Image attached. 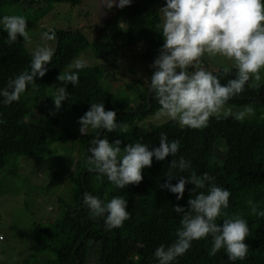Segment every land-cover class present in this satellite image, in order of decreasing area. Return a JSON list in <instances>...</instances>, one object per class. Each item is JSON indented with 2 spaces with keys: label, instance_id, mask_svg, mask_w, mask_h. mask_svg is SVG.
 Wrapping results in <instances>:
<instances>
[{
  "label": "trees",
  "instance_id": "1",
  "mask_svg": "<svg viewBox=\"0 0 264 264\" xmlns=\"http://www.w3.org/2000/svg\"><path fill=\"white\" fill-rule=\"evenodd\" d=\"M38 1L42 6L55 2L72 6L82 3V0H0V18L11 7L34 8ZM101 6L108 18L95 34L81 28L51 29L56 34L55 53L47 65L46 75L36 77L38 84L30 88L32 93L26 91L18 102L10 105H5L0 96V168L23 156L50 155L55 142L79 144L74 170L68 174L71 191L67 197L58 198L61 214L50 224L40 225L32 232L34 250L43 256L33 264H158L155 249L160 245H171L180 228L181 214L173 208L179 205L187 210L190 196L194 198L201 191L207 194L210 183L230 191L229 207L225 210L229 216H240L247 221L250 229L245 241L249 245L247 257L242 261H231L224 249L209 256L212 247L209 236L193 241L190 250L172 264H264V216L253 214L248 204L251 200L258 205V213L264 212V80L260 81L259 87L250 80L244 92L228 101L226 107L233 112L246 106L254 108L255 114L243 122L231 117L218 121L213 117L208 127L190 129L181 128L170 119L162 123L147 121L160 111L156 95L150 88L154 71L150 66L164 43L162 30L157 27L162 22L157 0H132L130 6L120 10L115 6L111 9ZM27 21L28 29H32L38 19L30 17ZM117 47L125 49L127 54L135 53L134 59L138 58L142 66L139 70L148 76L147 79L135 74L132 80L118 83L120 72L134 73L135 67L140 65H136L137 61L128 63L123 72L121 68L111 69L100 63L97 66L88 64L81 70L69 68L86 50L95 51L96 56L103 58L110 51L116 52ZM141 47L143 50L138 53L137 49ZM31 59L32 53L23 37L18 36L16 42L9 43L7 32L0 25V90L7 86L10 78L30 70ZM202 64L214 74L224 68H213L204 58ZM74 71H78L79 83L75 86L67 84L68 99L53 114H45L48 124L41 125L38 120L30 119V116L41 114V103L47 100V90L61 72ZM234 75L235 69H231L221 83ZM60 85L64 87L65 83L60 81ZM91 103H103L106 110H114L117 121L128 125L127 132L121 133L117 129L109 133L91 128L84 135L70 132L67 127L80 125L78 121L90 109ZM102 131L101 139L106 138L110 143L118 139L122 149L128 143L137 142L147 144L149 148L159 147L161 133H165L169 141L178 140L180 148L175 157L169 155L163 161L153 158L152 166L143 169V180L139 185L119 189L86 164V158L91 155L88 149L93 146L91 141ZM219 146L224 150H217ZM181 156L190 161L191 168L183 172L179 168L173 169L172 174L177 177L171 184L175 185L181 175L187 178L192 171L198 175L207 172L214 180L194 192L195 186L186 184L183 198L177 200L176 194L161 185L168 182L165 174L171 161L174 158L179 161ZM85 193L105 202L114 196H124L130 218L122 227L109 230L104 223L105 217L92 218L84 203ZM222 220L223 217L219 218L217 223L222 224Z\"/></svg>",
  "mask_w": 264,
  "mask_h": 264
},
{
  "label": "clouds",
  "instance_id": "2",
  "mask_svg": "<svg viewBox=\"0 0 264 264\" xmlns=\"http://www.w3.org/2000/svg\"><path fill=\"white\" fill-rule=\"evenodd\" d=\"M131 3L132 0H101V4L108 9L113 6L123 9ZM160 12L162 22L157 27L162 30L164 43L150 66L154 69L150 88L160 105L158 117L167 116L181 128L203 129L209 126L213 117L218 121L231 117L243 122L254 115L251 106L233 112L226 105L244 92L250 80L256 82V87L260 86L261 71L264 70V0H166V6ZM27 23L22 15H4L0 18L9 43L16 42L18 36L23 37L25 43H31ZM50 31L51 34L44 32L41 39L54 41L55 31ZM54 53L55 49L47 44L33 50L30 70L21 72L14 79L10 78L7 86L0 90L5 105L18 102L29 85L36 84L37 76L42 78L46 75L47 65L51 63ZM206 54L209 58L219 56L231 61L235 68L234 77L221 83L231 69L224 67L216 74L208 71L202 64ZM87 66L86 60L76 59L69 68L81 70ZM57 79L65 83L64 87L57 88L53 96L55 108L59 110L69 96L67 84H78L79 74L78 71L61 72ZM78 123L82 135L87 134L90 128L107 130L109 133L117 129L121 133L128 130L126 123L117 121V113L106 110L103 103H91L90 109L80 117ZM121 143L118 139L110 143L106 138H94L91 141L93 146L88 149L91 155L86 158L91 170L106 176L119 189L139 185L143 180V169L152 166L153 158L163 161L169 155L175 157L180 148L179 141H169L165 133L160 134L159 147L149 148L147 144L137 142L128 143L122 149ZM176 168L187 171L191 163L182 156L179 161L174 158L165 174L168 182L161 188L176 194L177 200L183 198L186 184L194 185V192L203 189L206 182L214 180L207 172L198 175L192 171L187 178L179 176L178 182L173 185L171 180L177 176L172 174V170ZM230 196L227 189L210 183L207 194L201 191L194 198L190 196L187 210L176 205L173 211L181 214L177 239L167 247L160 245L155 249L154 257L158 264H172L190 250L193 241L209 236L212 238L209 256H215L224 249L229 260H244L249 251L245 241L250 229L244 218L229 216L225 211L229 207ZM84 203L93 219L105 217L104 223L109 230L122 227L131 215L124 196H114L105 202L85 193ZM248 204L253 214L264 216V212H257L256 203L250 200ZM221 217L222 224L217 223Z\"/></svg>",
  "mask_w": 264,
  "mask_h": 264
},
{
  "label": "rangeland",
  "instance_id": "3",
  "mask_svg": "<svg viewBox=\"0 0 264 264\" xmlns=\"http://www.w3.org/2000/svg\"><path fill=\"white\" fill-rule=\"evenodd\" d=\"M98 1L82 0V3L76 6L66 2H55L42 6L38 1L34 8L32 6L24 9L18 5L9 8L3 14L38 19L34 28H29L31 43H26L32 53L36 47L44 44L52 48L55 46V41L41 39L45 30L48 32L55 27H71L89 30L91 34H95V31L104 26L108 18L107 12L101 6V2L97 3ZM157 3L159 11L166 6V0H157ZM115 8L120 10L117 6ZM160 14L162 16L161 12ZM106 43L107 41L105 45ZM119 45H121L120 41ZM118 47L115 48L116 52L110 51L103 58L96 56L95 51L86 50L77 59L86 60L93 66L100 63L99 65L110 66L111 69L121 68L122 72L124 67H128V63L137 61L136 65L140 64L138 58L134 59V52L131 51L130 55V52L127 54L125 49ZM137 50L140 53L143 47ZM204 59H207L213 68L235 69L233 63L223 57L209 58L206 54ZM141 67V64L137 65L134 73L120 72L117 76L118 83L122 80H132L135 74L147 79L148 76L139 70ZM261 75L264 80V70L261 71ZM35 83L29 85L28 93L33 92L31 87L37 86L36 78ZM59 87H61L60 81L56 78L53 86L47 90V100L41 103L43 105L42 110L40 109L41 114L30 116V119L38 120L37 123L41 125L48 124L45 114H53L56 111L53 96L56 95ZM36 111L39 112V109ZM157 116L148 118L147 121L162 123L169 119L167 116ZM80 127L81 125H70L67 129L72 133L82 135L79 131ZM52 148L53 152L50 155L23 156L17 160H11L5 167L0 168V237H3L0 239V264H33L43 257L34 250L32 232L36 231L40 225L50 224L53 218L61 214L62 208L58 198L67 197L70 193L72 185L68 174L74 170V161L79 156V144L73 141L55 142ZM217 150L223 151L224 148L219 146Z\"/></svg>",
  "mask_w": 264,
  "mask_h": 264
},
{
  "label": "water",
  "instance_id": "4",
  "mask_svg": "<svg viewBox=\"0 0 264 264\" xmlns=\"http://www.w3.org/2000/svg\"><path fill=\"white\" fill-rule=\"evenodd\" d=\"M149 94H150V92H149ZM137 112H139V111H137ZM102 133H103V131L100 133V136H99V138H101V136H102Z\"/></svg>",
  "mask_w": 264,
  "mask_h": 264
}]
</instances>
